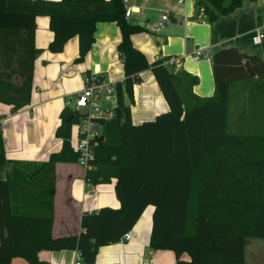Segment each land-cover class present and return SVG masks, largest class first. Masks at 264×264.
Here are the masks:
<instances>
[{
	"label": "trees",
	"instance_id": "obj_1",
	"mask_svg": "<svg viewBox=\"0 0 264 264\" xmlns=\"http://www.w3.org/2000/svg\"><path fill=\"white\" fill-rule=\"evenodd\" d=\"M122 1L0 0V103L12 111L30 101L38 16L49 19V52L60 53L76 38V63L91 49L96 24L115 23L123 69V81L114 85L113 117L96 120L102 140L97 139L93 150L94 169L85 171L87 183L115 179L118 207L82 214L78 235L52 236L54 165L77 163L72 127L86 119L85 113L66 106L55 131L60 150L47 162L17 163L0 155V165L10 166L0 181V264L15 258L46 264L38 253L62 250L76 251L83 264H94L99 248L121 242L148 206L153 207L149 249L172 252L175 264H244L248 240H264V60L235 48L212 52L215 92L200 98L192 91L196 77L170 70L164 64L169 58L149 64L133 46L131 35L145 30L127 21ZM242 1L197 4L213 22ZM145 70L169 110L134 125L121 85L131 100ZM255 78L262 81L248 99L261 110L260 122L242 135L228 134L229 88ZM29 185L40 188L35 193L39 201L36 210L26 213L16 205Z\"/></svg>",
	"mask_w": 264,
	"mask_h": 264
},
{
	"label": "crops",
	"instance_id": "obj_2",
	"mask_svg": "<svg viewBox=\"0 0 264 264\" xmlns=\"http://www.w3.org/2000/svg\"><path fill=\"white\" fill-rule=\"evenodd\" d=\"M58 2L60 0H46ZM148 1V0H145ZM199 0H173L170 13L173 22H179L176 29L159 31L146 29L143 6L138 0H127L131 10L127 21L144 28L147 35H131L133 46L144 54L147 62L169 58L172 65L168 68L175 73L186 72L197 79L193 93L200 98L214 95V81L211 56L201 57L194 61L191 56L197 50L235 48L246 55H254L264 60V38L259 45L252 43V36L257 28L264 31V0H243L239 8L228 15L221 16L212 23L206 24L205 16L198 6ZM196 3L198 22H191L194 15L192 5ZM228 3V0H226ZM191 17V18H190ZM168 21V19H167ZM166 21V22H167ZM165 22V23H166ZM139 24V25H138ZM154 36L150 38L149 35ZM94 42L85 60L76 63L78 54L77 40L72 38L65 44L60 53H51L48 45L52 38L49 19L46 16L36 18L35 54L33 59L32 89L29 104L19 111H12L10 106L0 103V155L17 163L41 164L47 162L49 155L60 150L61 141L56 139L55 131L60 123V112L66 107L67 96L81 91L85 79L98 76L105 82L115 85L123 81V69L117 52L120 39L115 23H97ZM141 82L134 85L132 99L124 98L130 107L131 121L138 125L152 120L156 115L169 110L157 83L150 70L140 73ZM260 78L248 82H238L229 88V100L235 98L238 103L234 128L243 133L250 132L260 122L261 110L248 96L256 94ZM70 107V106H68ZM229 108V101H228ZM227 108V119H228ZM228 126V121H227ZM77 139V125L72 127L71 142ZM10 166L0 165V181L5 180ZM53 224L54 238L78 235L81 232L82 214L96 212L101 208H117L115 197V179L105 183H87L85 171L77 163H56L54 165ZM16 206L22 211L31 213L36 210L39 201L35 193L40 189L29 185ZM89 191V195L85 191ZM28 191V192H27ZM153 207L148 206L133 228L129 231V241L118 242L100 247L94 264H142L152 259V264H175L170 251H152L148 241L152 224ZM40 260L46 264H74L76 251H42ZM187 259L186 256H183ZM9 264H28L22 258H15ZM244 264H264V240L249 239L244 251Z\"/></svg>",
	"mask_w": 264,
	"mask_h": 264
},
{
	"label": "built area",
	"instance_id": "obj_3",
	"mask_svg": "<svg viewBox=\"0 0 264 264\" xmlns=\"http://www.w3.org/2000/svg\"><path fill=\"white\" fill-rule=\"evenodd\" d=\"M124 16L128 18L131 14V10L127 8V0H123ZM183 0H178V3H182ZM167 17L162 15L159 22L156 24L155 31H159L165 25ZM257 28L255 34L251 40L254 45H259L264 38V31ZM211 56L210 50H197L191 59L194 61L199 60L201 57ZM165 65H172V61L167 60ZM110 100L114 101L112 107H105ZM66 106L73 104V110L83 112L86 114V119L82 120L77 125V139L74 145V150L77 153V164L84 169V171L94 169L92 164L94 160V147L97 144V139L100 137V126L97 123V119L109 120L113 117L116 106V93L114 85L105 82L98 76H89L85 79L84 87L81 91L71 94L65 99ZM82 109V111H81ZM86 195H89V191H85ZM129 241V234H125L121 239V242ZM152 259L142 264H152ZM74 264H83L80 254L77 253V258Z\"/></svg>",
	"mask_w": 264,
	"mask_h": 264
},
{
	"label": "rangeland",
	"instance_id": "obj_4",
	"mask_svg": "<svg viewBox=\"0 0 264 264\" xmlns=\"http://www.w3.org/2000/svg\"><path fill=\"white\" fill-rule=\"evenodd\" d=\"M173 2V0H138V4L143 6L142 9V16H144V21H148L146 24V29H151V27L155 26V24H157L161 18L162 15H165L168 18V21L165 23L166 29L167 31H169L170 29H176V25L179 24V22H173L171 20V16L174 17L175 15H173V13H170V5ZM192 7L194 8V15L191 18V22H198V20H196L194 18V16L197 13L196 10V3L194 2V4L192 5ZM206 21V24L208 23H212L210 22L209 18L206 17L204 19ZM214 22V21H213ZM139 25V24H138ZM152 27V28H153ZM144 32V31H142ZM142 32H138V33H142ZM152 32V29H151ZM141 35H147L146 33H142ZM150 38H154V36L149 35ZM122 86V94L124 96V98H128V93L126 92V87L124 84L121 85ZM240 105H242L243 101L240 98ZM238 100H236L235 98H231V100H229V108H228V126H227V133L228 134H233V135H242L244 134L243 132H241L240 130H237L234 128V124H235V119H236V114L237 111L239 109L238 107ZM114 104L113 100H110L108 104H105V107H112V105ZM71 109L74 108L73 104L70 106ZM82 111V109H81ZM83 113V112H81ZM81 122V121H80ZM80 124V123H79ZM30 186L25 187V190H29Z\"/></svg>",
	"mask_w": 264,
	"mask_h": 264
},
{
	"label": "water",
	"instance_id": "obj_5",
	"mask_svg": "<svg viewBox=\"0 0 264 264\" xmlns=\"http://www.w3.org/2000/svg\"><path fill=\"white\" fill-rule=\"evenodd\" d=\"M99 139L102 140V137L100 136Z\"/></svg>",
	"mask_w": 264,
	"mask_h": 264
}]
</instances>
